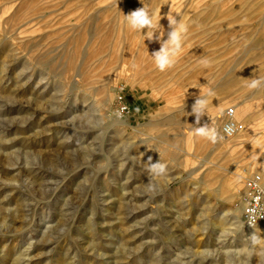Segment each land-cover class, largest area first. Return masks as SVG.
Instances as JSON below:
<instances>
[{
	"label": "rangeland",
	"instance_id": "1",
	"mask_svg": "<svg viewBox=\"0 0 264 264\" xmlns=\"http://www.w3.org/2000/svg\"><path fill=\"white\" fill-rule=\"evenodd\" d=\"M141 2L161 41L167 17L187 26L164 71L161 42L125 21L140 0H0V264H264L230 211L264 179V84L247 86L264 78V0ZM198 95V126L234 106L246 131L194 135Z\"/></svg>",
	"mask_w": 264,
	"mask_h": 264
},
{
	"label": "clouds",
	"instance_id": "2",
	"mask_svg": "<svg viewBox=\"0 0 264 264\" xmlns=\"http://www.w3.org/2000/svg\"><path fill=\"white\" fill-rule=\"evenodd\" d=\"M142 7H138L135 10L130 11L127 14H124L125 21L127 25L134 31L142 32L143 29H147L145 36L147 39H155L161 42V48L158 51H153L151 56L154 59V62L157 68L160 71H164L167 68H170L174 65L176 57L180 54L182 48V41L184 34L187 32V26L179 21L175 17H167L169 21V27L171 31L167 33V39L161 41V36H155L154 33L159 31L160 28H163L159 21L156 19V14L150 12L147 7L141 2ZM264 84V78L252 79L251 82L247 85L251 89H255ZM211 94V92H209ZM208 106V101L206 98L198 95L196 97V102L192 106V112L196 116L195 124L193 128V134L196 136H201L209 139L212 143H216L217 139H223V136H219L217 130L214 127H210L209 124L203 126H198L200 124V119L206 114ZM224 131L231 135L234 131L231 125H226ZM148 172L151 175H164L167 172V165L157 161L155 163L151 162V157L148 161ZM149 183V189H152L151 177ZM261 238L257 237L255 233L250 237L252 243H257Z\"/></svg>",
	"mask_w": 264,
	"mask_h": 264
},
{
	"label": "built area",
	"instance_id": "3",
	"mask_svg": "<svg viewBox=\"0 0 264 264\" xmlns=\"http://www.w3.org/2000/svg\"><path fill=\"white\" fill-rule=\"evenodd\" d=\"M114 110L119 117H124L128 113V108L120 101L117 95L114 99ZM235 107L228 106L220 113L219 133L224 138H229L237 134L242 128L240 122L235 117ZM226 125H231L234 129L231 135L224 131ZM246 179V191L242 202V223L247 227L260 225L264 231V179L256 173H250Z\"/></svg>",
	"mask_w": 264,
	"mask_h": 264
},
{
	"label": "bare ground",
	"instance_id": "4",
	"mask_svg": "<svg viewBox=\"0 0 264 264\" xmlns=\"http://www.w3.org/2000/svg\"><path fill=\"white\" fill-rule=\"evenodd\" d=\"M44 8V7H43ZM43 17V16H42ZM46 17V16H45ZM31 21V20H30ZM89 65V64H88ZM88 65L86 66L85 65V67H87V69H88ZM84 67V68H85ZM88 74V73H87ZM86 75V74H85ZM85 80V79H84ZM89 80H91V77H90V79ZM84 82V81H83ZM90 82H92V81H90ZM89 82V83H90ZM84 84H85V82H84ZM86 85H87V82H86ZM103 90H104V88H103ZM98 98V97H97ZM96 99V98H95ZM222 100V99H221ZM224 101V100H223ZM97 104H100V106H103V100H96L95 101ZM219 107H220V105H219ZM208 108H210V107H208ZM236 110V116H238V108H236L235 109ZM219 111H217V107H216V109L208 116V121H209V125H210V127H215V125H216V123L220 120V114L219 115H216V113H218ZM221 113V112H220ZM118 117V116H117ZM191 119V118H190ZM192 120V119H191ZM207 120V119H206ZM243 128V127H242ZM241 131H242V133H244L246 130L244 129H242V130H240V131H238L237 132V134H235L234 135V137H236L238 134H240L241 133ZM233 137V136H232ZM230 138V137H229ZM194 139H196L195 137H194ZM243 140V139H242ZM235 141V140H234ZM233 141V142H234ZM196 142V141H195ZM236 142H237V140H236ZM222 143V142H221ZM220 143V144H221ZM242 164V163H241ZM244 165V164H243ZM247 165V164H246ZM239 167V166H238ZM241 167V166H240ZM257 167V166H256ZM240 169V168H239ZM250 169V168H249ZM209 170V169H208ZM248 172V171H247ZM250 172V171H249ZM248 172V173H249ZM264 172V171H263ZM240 176V175H239ZM237 179V178H236ZM231 180V179H230ZM238 181H236L235 180V178H233L232 180H231V182H230V185H231V187L235 190L236 189V187H238ZM219 191V190H218ZM220 192V191H219ZM230 195H232L231 194V191H230V194H229V196ZM228 196V197H229ZM230 198V197H229ZM242 200V199H241ZM233 207V206H232ZM231 214L232 215H234V218H235V216L238 218V217H240V215H241V211H242V201H241V204L240 205H238V206H236V207H234V208H231ZM226 214H227V212H226ZM223 217L224 216H222L221 218L222 219H220V222L218 223L217 222V224H219V225H221L222 226V224H223ZM242 217V216H241ZM217 218V217H216ZM237 223V224H235V226L233 227L234 228V230L235 231H237L241 236H244V239H247L248 238V236H249V234H252L253 232L255 233V235L257 236V237H260L261 239L262 238H264V234H262V232L264 233V231H263V229H260V228H252V227H247V226H245L242 222L240 223V221H234V223ZM233 223V224H234ZM230 224H232V223H230ZM240 228H239V227ZM260 239V240H261ZM260 242V241H259ZM261 243V242H260ZM262 248L259 246V245H257L256 246V252H259L260 250H261ZM240 250V249H239ZM243 250H245V249H243ZM246 251V250H245ZM236 253V252H235ZM248 253V252H247ZM235 255V254H234ZM235 257V256H234Z\"/></svg>",
	"mask_w": 264,
	"mask_h": 264
},
{
	"label": "crops",
	"instance_id": "5",
	"mask_svg": "<svg viewBox=\"0 0 264 264\" xmlns=\"http://www.w3.org/2000/svg\"><path fill=\"white\" fill-rule=\"evenodd\" d=\"M245 102H246V99H245Z\"/></svg>",
	"mask_w": 264,
	"mask_h": 264
}]
</instances>
